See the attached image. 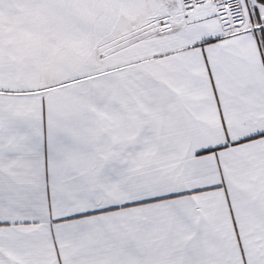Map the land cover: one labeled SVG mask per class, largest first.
<instances>
[{"label": "snow or ice", "instance_id": "snow-or-ice-1", "mask_svg": "<svg viewBox=\"0 0 264 264\" xmlns=\"http://www.w3.org/2000/svg\"><path fill=\"white\" fill-rule=\"evenodd\" d=\"M0 264H264V0H0Z\"/></svg>", "mask_w": 264, "mask_h": 264}]
</instances>
